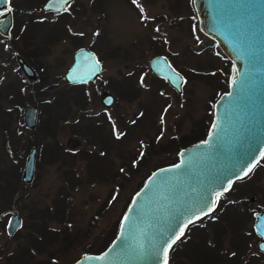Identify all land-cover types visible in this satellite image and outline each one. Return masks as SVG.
<instances>
[{"label":"rangeland","instance_id":"1","mask_svg":"<svg viewBox=\"0 0 264 264\" xmlns=\"http://www.w3.org/2000/svg\"><path fill=\"white\" fill-rule=\"evenodd\" d=\"M45 1L10 0V7L18 10L17 25H13L12 33L22 37L31 27V32H35L38 25H43L36 39L26 36L28 44L25 45L14 36L11 47L0 36V264L8 252L23 245L29 236L39 238L38 226L46 229H42L44 236L40 237V245L46 249L37 252L30 247L34 260L47 262L52 253L55 257L52 264H73L86 253L88 245L100 242L104 232L116 222L120 223L125 203L151 168L175 158L181 148L206 136L213 104L227 91L233 75L231 63L199 30L191 0H101L95 3L100 7L103 2L104 13L90 7L96 0H73L71 11H77V7L85 9L76 16H67L61 24L69 36L79 38V44L66 36L55 44H45L48 46L40 58V66L47 68L45 74L49 79L54 77L55 89L48 92L43 83H40L41 88H35L37 73L34 80L24 76L16 61L19 54L13 49H22L23 45L25 50L27 46L35 49L42 44L46 38L43 33L57 19L54 14L43 11ZM80 45L96 52L102 73L95 81L77 88L68 84L63 74L72 62L73 51ZM159 54L165 55L185 77L181 93L150 72L149 59ZM64 93L72 96L66 105L63 104L67 99ZM79 94L83 96L82 104L76 103ZM105 94L113 96L112 105L102 103ZM33 105L37 106L36 124L27 128L23 111ZM66 110V116L56 123L55 143H60L66 151L88 149L93 155L90 158L77 156L72 165H67L62 159L46 155L45 150L41 154L37 150L32 181L23 184L20 180L16 190H22L23 195L9 201L7 189L15 182L18 162L14 151L19 140L16 134L21 130V139H27L26 149H22L27 156L33 148L28 143L34 140L43 148L51 147L54 142L50 133L52 123H49ZM193 131L195 134L191 136ZM170 141H178L183 147L177 153L178 145L172 151L165 150ZM141 151L146 156L143 163L124 178V172L133 166L131 160ZM68 172L75 179H66ZM242 180L229 190L235 191L234 200L222 193L218 199V203H222L219 206L217 203L215 214L187 227L182 242L169 249L170 264H190L184 252L178 255L184 250L190 253L195 264H245L256 249V237H250V245L246 242V246L244 239L253 228L251 213L264 210V156ZM73 181L76 183L72 184ZM120 184L119 193L109 208L98 214L109 191ZM253 196L256 199L251 202ZM55 209L59 219L54 217ZM3 210H9L8 214H2ZM231 211L239 216L238 224L235 223L238 229L234 231L236 246L231 243L235 236L222 218L223 212ZM14 213L19 215L22 225L9 235L8 221ZM47 230H52L53 235L56 233L50 245L46 243L52 235ZM64 244L67 249L60 253ZM23 247L21 264H28L27 246ZM248 248L249 253L242 252ZM234 259L238 260L234 263ZM262 263L263 260L257 258L255 264Z\"/></svg>","mask_w":264,"mask_h":264},{"label":"water","instance_id":"2","mask_svg":"<svg viewBox=\"0 0 264 264\" xmlns=\"http://www.w3.org/2000/svg\"><path fill=\"white\" fill-rule=\"evenodd\" d=\"M70 1L46 0L42 9L60 11ZM191 3L201 33L231 63L233 75L227 91L213 104L206 136L181 148L175 163L161 166L147 176L132 196L110 244L99 254H82L73 264H164L163 248L175 240L179 230L182 228L184 233L188 226L210 215L220 195L228 192L234 182L246 179L264 156V0ZM12 26L10 0H0V34L8 37ZM20 64L24 73L34 78L29 65L22 59ZM148 67L174 91L182 92L185 77L166 56L151 57ZM101 73L96 53L79 48L64 79L68 84H84L95 81ZM113 100L111 94H105L102 103L110 106ZM36 120L37 106L25 107V126L33 128ZM35 155L33 147L24 166L23 183L32 181ZM255 199L253 196L250 201ZM209 207L213 209L210 212ZM255 219L254 228L264 239V212L256 213ZM21 225L19 215L12 214L8 234L13 235ZM182 238L183 235L172 246ZM258 248L264 252V241Z\"/></svg>","mask_w":264,"mask_h":264},{"label":"flooded vegetation","instance_id":"3","mask_svg":"<svg viewBox=\"0 0 264 264\" xmlns=\"http://www.w3.org/2000/svg\"><path fill=\"white\" fill-rule=\"evenodd\" d=\"M99 1H101V0H96L94 3H91L90 4V7L92 8V10L93 11H97V10H100V12H105V11H103L105 8V6L103 5V2H102V5L100 6V7H98V6H96L95 5V3H97V2H99ZM72 3H73V0H71L67 5H66V7L64 8V9H62V10H60V11H50V10H43L44 12H49V13H51V14H54L56 17H57V19L55 20H53V24H49L48 22V24L50 25L49 27H47V29H46V31L43 33L44 35H46V40L44 41L43 40V42H42V44L39 46V44H38V46L35 48V49H30L28 46H27V50H25V48H24V45H23V47H22V49L20 48H14L13 50L15 51V52H17L19 55H17L16 56V61H17V64H18V68L22 71V73H23V75L24 76H26V77H28L25 73H24V71H23V69H22V67H21V64H20V59H22L25 63H27L28 65H29V67L33 70V73H34V78H30V79H32V80H34L35 78H36V73H37V75H38V84L35 86V88H41V86H40V83L42 84H44V87L46 88V89H44V90H46V91H48V92H50L51 90H54L55 89V79H54V77H50V79H49V76L47 75V74H45V72H46V70H47V68H45L44 66H40V58H42L41 56L43 55V54H45V50H46V46H48V45H45V44H48V43H50V44H55V41L56 40H58V39H62L63 37L62 36H66L67 38H70V40L72 41V42H75V43H77V44H79L78 42H77V40L79 39H77V37L76 36H69V34L67 33V30H66V28L61 24V23H63V21H64V19L67 17V16H69V15H77L76 13H78L79 14V11H84V9L85 8H81V7H77V11H75V10H73V11H71V9L69 8L71 5H72ZM104 8V9H103ZM70 9V10H69ZM13 11V10H12ZM83 11H82V13H83ZM13 13V12H12ZM28 13V12H27ZM30 13H32V12H30ZM13 21H14V16H13ZM45 21H47V20H45ZM46 23V24H47ZM40 26H43V25H38V28H37V30L35 31V32H31L30 34H29V32H27V34H24V31H25V29H24V27H22V31H23V34L24 35H22V37L20 36V35H18V36H16L15 34H13L12 32H13V26H12V28H11V30H10V35L8 36V37H4V36H2L1 34H0V36L1 37H3L4 39H5V42H6V44L7 45H9V46H11V47H13L14 45H13V43H14V41H12L13 39H15L14 38V36L17 38V41H20V43H24L25 45L26 44H28V42H26V38L28 37V39H36L37 38V35H38V32L37 31H39L38 29L40 28ZM26 28V27H25ZM33 27H31V29H32ZM34 28H36L35 26H34ZM45 28V27H44ZM48 29H51V30H48ZM27 36V37H26ZM8 38V39H7ZM20 39V40H19ZM76 44V45H77ZM37 45V44H36ZM45 45V46H44ZM215 45V44H214ZM79 48H86V49H89V50H91L90 48H88V47H85V46H82V45H80V46H78L74 51H73V53H72V60H73V54H74V52L77 50V49H79ZM93 51V50H92ZM95 52V51H94ZM96 53V52H95ZM159 55H163V54H159ZM155 56V55H154ZM165 56V55H164ZM99 61V60H98ZM72 63V62H71ZM40 69H42L43 70V73L42 72H40ZM45 69V70H44ZM13 70L15 71V75H18L19 76V78H20V80H21V83L23 82L22 81V78H21V75H20V73L17 71V68H13ZM39 70V71H38ZM67 71V70H66ZM65 71V72H66ZM64 72V73H65ZM100 76V75H99ZM98 77V76H97ZM29 78V77H28ZM63 78H64V74H63ZM89 83H91V82H89ZM25 84V83H24ZM24 84H23V86H24ZM84 84H87V83H84ZM54 94H55V91H54ZM23 123H24V121H23ZM52 130H51V132L50 133H52L53 135V144L51 145V147H44L43 148V150L45 149V154L46 155H48V156H55V117H54V119H52ZM20 126V125H19ZM24 126H25V124H24ZM26 127V126H25ZM19 129V128H18ZM17 132V131H16ZM15 132V133H16ZM49 133V134H50ZM18 137H19V140L18 141H16V143H17V146H16V148H15V156L17 157V163H16V175H15V182H14V184H12L11 186H10V188H8L7 189V191H9L10 192V196H8L9 197V201H15V199L17 198V197H21L22 195H23V191L22 190H20V191H17L16 189L19 187V182H20V180H21V182H22V174H23V170H24V166H25V163H26V159H27V153H26V151H22V149H26V146H27V139H25V140H23V139H21V137H22V135H23V133H22V131L20 130L17 134H16ZM40 136H41V138L42 137H44V135H41L40 134ZM13 137H14V135H13ZM23 142H24V144H23ZM41 146H42V144H41ZM35 147V146H34ZM43 147V146H42ZM36 148V152H37V147H35ZM51 151V152H50ZM21 175V176H20ZM23 183V182H22ZM23 184H27V183H23ZM9 192H8V195H9ZM18 192V193H17ZM255 201V200H254ZM251 202H253V201H251ZM262 212H264V210L263 211H253L252 213H251V215L253 216V218H254V220H253V224H252V230L250 231V234H248V237H244V239H245V246H246V242L248 243V245H250V240H251V238L250 237H256V242H255V246H256V249L252 252V254H250L249 255V257H247V259L245 260V264H255V262H256V260H257V258H260V259H262L263 260V263L262 264H264V252H262L259 248H258V244H259V242H261V241H264V239L256 232V230H255V228H254V222H255V214L256 213H262ZM241 235H238V237H240ZM247 239H248V241H247ZM246 248V247H245ZM185 253L184 255L183 254H181V253ZM215 253H216V251H214ZM242 252H246V254L247 253H249L250 252V249L248 248V249H244V251L242 250ZM189 252H187L186 250H184V251H182V252H180V253H178V255L179 256H181V255H183L184 257H186L187 258V260H188V262H190V264H195V260L192 258V256H189ZM212 255H213V253H212ZM190 258V259H189ZM170 260H171V255H169V258H168V264H169V262H170ZM228 261H229V258L227 259ZM238 259H236V261H237ZM235 261V259H234V261H232V262H236ZM213 263H214V261H213ZM176 264H178V263H176Z\"/></svg>","mask_w":264,"mask_h":264},{"label":"trees","instance_id":"4","mask_svg":"<svg viewBox=\"0 0 264 264\" xmlns=\"http://www.w3.org/2000/svg\"><path fill=\"white\" fill-rule=\"evenodd\" d=\"M12 10H13V8H12ZM33 10H35V9H33ZM17 11L18 10H16V8H15V10H13V16H14L13 25H15V24L17 25V23L15 22L17 20V16H15L17 14ZM30 33H31V29L29 30V34ZM55 83H56V81H55ZM71 86H73V87L74 86L75 87L79 86L80 88H82V86H84V84H73ZM79 87H77V88H79ZM63 96L64 97L66 96V98H67L65 100V103H63V104L66 105V104L69 103V100H71V97L72 96H69L67 93H64ZM82 98H83L82 94H79L78 96H76V103H78V104L81 103L82 104L84 102L82 100ZM67 109H68V107H67ZM67 111L68 110H66L63 114H59V115H57L55 117V126H56V123L59 120V118H61V117L64 118V116H66ZM51 122H52V119H51L49 125H51ZM208 127L209 126H207V128ZM206 133H207V130L205 131L204 136L206 135ZM194 134H195V131L192 132L191 136H194ZM200 139H203V137L197 138L195 140V142L198 141V140H200ZM188 144H190V143H188ZM28 145H29V147L30 146L37 147L38 154L43 153V147L41 146V144H39L38 141L34 140L33 142H29ZM186 145L187 144H185L184 146H186ZM175 147H176L175 152L177 153V151L181 147H183V145L182 144H178V141L177 142L170 141L169 146L165 147V150L172 151ZM143 153L144 152H142V151L140 153H137L135 155V157L133 158V161L131 160V164H133V166H132V168L130 166V168H128L127 171L124 172V174H123V177L124 178L128 177V175H130L131 173H133L132 172L133 168H136L138 165L140 167V164L143 163L144 157H146V156L143 155ZM91 155H93V154L91 152H89L88 149H84V150L77 151V152L66 151V150L63 149V147H62V145L60 143H55V156H54L55 157V160L58 159V158L59 159H62V162H64L67 165H72L73 160L77 156L82 157V158H90ZM51 159L52 158L49 159V162H52ZM176 160H177V156H175V158L173 156L170 159H167V161H165V163L158 164L157 166L151 168L148 171V173L146 175H144L143 178L141 179V181L138 183L137 189H139L142 186L144 180L147 178V176L152 171H154L155 169H157V168H159L161 166L173 164L174 162H176ZM90 166L92 167L91 160H90ZM69 174L70 175L65 176V178L68 177V179H72V180L75 179V177H74V175H72V173H69ZM117 175L115 176V178L117 177ZM91 179H93V178H91ZM242 181H244V180H238V181L234 182L233 187H234L235 184L240 183ZM75 183L76 182L73 181L72 184H75ZM120 186H121V184L120 185H116L113 189H111L109 191L106 199L102 202L101 206L98 209V212H97L98 214H101L102 212H104L105 210H107L109 208V206L111 205V203L114 201L116 195L119 193ZM137 189H135V191ZM232 190H234V189H232ZM234 194H235V191H229L228 193H224L222 195L223 196H229L230 199L234 200L235 199L233 197ZM132 195L128 198L127 202L125 203L124 208H123V212L120 215V217L123 215L124 211L126 210L128 204H129V202L131 200ZM221 203L222 202L219 201L218 206L221 205ZM215 210H217V208ZM7 211L9 212V210H3L2 211V214H6ZM213 214H215V212ZM49 216H50V219H51L52 216L51 215H49ZM38 217H41V216L39 215ZM54 217H55V219H59L58 216L56 215V209H55V216ZM222 218H223V221L225 223H227V226L230 227V230L233 232V236H235L236 233L234 234V231L237 232V229H238V225L237 224H238L239 216L236 213H234V211H231V212H226V213L223 212ZM233 221H237V222H234L233 223ZM118 223H119V221L116 222V224L113 226L114 227V230L111 231V229L113 228L112 227L109 231L104 232L103 236L101 237L100 242L97 243V242L94 241L93 245H88L86 247V249H85V252L86 253H93V254H98V253L102 252L109 245V243L111 242V240L115 237V235L117 233V230H118ZM235 223H237V224H235ZM215 228L216 227L214 226V229ZM42 229H45V228L43 226H41V227L38 226V228H37V231L41 235L40 237H43L44 236V234L42 233ZM47 232H48V234H51L52 235V237L51 236L48 237V243H46L47 245H50V244H52L54 242L55 237H56V233H55V235H53V231L52 230H47ZM214 235H215V233H214ZM220 235H222V232L220 233ZM40 237L39 238H35L33 236H29L26 239V241L23 243V245L16 247L15 249L11 250L10 253L8 252V254L5 255L4 262L2 264H21L22 263L21 259H22L23 253H24V251H23V248L24 247L23 246H25V247L27 246V252H28V258L29 259L27 258L28 261L26 263H28V264H52V261L55 263V257H54V254H52V253H50L51 260H49L47 262H45V261H35L34 260L35 254L32 252V250L30 249V247H33L37 252H42V251H44L46 249L45 247H43V246L40 245ZM236 239H237V236L233 237V240L231 242L234 246H236L235 245V240ZM65 240H66V237L64 238V241ZM66 249L67 248H66V246L64 244V247L62 248V250L60 251V253H63L64 251H66ZM169 264H170V262H169Z\"/></svg>","mask_w":264,"mask_h":264},{"label":"snow or ice","instance_id":"5","mask_svg":"<svg viewBox=\"0 0 264 264\" xmlns=\"http://www.w3.org/2000/svg\"><path fill=\"white\" fill-rule=\"evenodd\" d=\"M203 143H208V141H203ZM180 165H176V167H179ZM230 187V185H229ZM228 189L225 188L224 191H227ZM213 209L211 207L208 208V211H212ZM191 222V221H189ZM183 235V229L181 228L179 230V235L175 236V240H178L180 238V236ZM175 240H171V243H167L166 247L163 248V253H164V264H168V260H167V255H168V249L171 248L172 244L175 243Z\"/></svg>","mask_w":264,"mask_h":264}]
</instances>
